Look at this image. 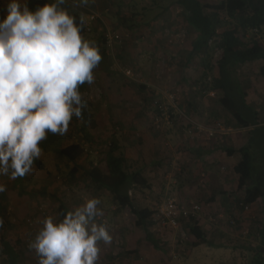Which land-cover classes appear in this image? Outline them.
I'll return each instance as SVG.
<instances>
[{
	"label": "rangeland",
	"instance_id": "rangeland-1",
	"mask_svg": "<svg viewBox=\"0 0 264 264\" xmlns=\"http://www.w3.org/2000/svg\"><path fill=\"white\" fill-rule=\"evenodd\" d=\"M204 1L216 3L217 0ZM6 3L7 0H0V12ZM64 5L62 7L68 12L84 18L91 13L97 15L92 31L87 32L84 39L99 47L101 34L96 27L103 24L106 37L112 33L119 35L121 41L114 42L111 48L106 44V55L93 72L94 82L82 93L98 116V129L92 131L96 139L94 148L81 139L76 130V118L70 122L67 133L61 136L63 143H82L86 153L93 149L94 163L102 160L105 169L110 157L109 144L114 137L118 138L125 146L122 150L128 158L146 166V177L152 183L151 190H131L134 204L154 210L167 199H175L184 205L197 200L202 205L197 219L209 231L208 239L220 247L206 244L194 247L195 240L184 227L173 231L160 230L155 225L151 227L154 238L160 240V247L166 251L156 250L146 241L130 207L120 215L114 214L115 208L108 198L95 192L81 176L73 184L66 181L56 168L52 153L42 151L40 159L46 170L33 168L30 175L23 178L22 187L14 188L15 180L0 176V184L7 189L3 197L0 193V200L9 223L0 228V264H7L6 244L19 252L21 264H37L35 252L29 248L30 242L43 226L45 217L52 216L59 222L58 203L48 196H40L39 192L43 190L57 192L73 210L87 199L100 200L98 207L104 215L96 222L107 228L112 242L109 245L102 241L98 243L101 252L97 264H249L251 248L257 243L248 236L259 221L263 202L260 200L248 209H241L236 204L224 209L212 200L215 194L220 195L225 189L230 201L235 202L236 197L243 196L244 192L238 190L239 178L234 168L228 165L230 159L226 153L220 152L219 147L238 149L248 144V131L241 130L219 107L218 100L224 96L222 92H202L200 86L206 61L200 63V59L195 58L187 65L195 34L185 24L183 10L170 0H87V3L66 0ZM221 17L225 23L226 20L233 22L225 13ZM216 41L213 40L211 46H215ZM221 55L222 51L216 45L209 59L215 67L208 72L211 83L218 78L216 68ZM255 66H249L246 74L238 73L237 77L244 79L250 74L247 83H255L252 92L258 91L254 96L251 94L253 105L261 115L260 122H264V81L254 78ZM128 70L133 76L124 74ZM133 83L146 84L158 92V100L167 109L165 118H158L160 128L153 125L151 117L145 119L149 116L144 115L143 104ZM168 95H173L175 100L167 98ZM170 110L174 111L172 115ZM193 119H203L202 124L192 123ZM260 136V133L254 134V145H259ZM194 146L201 151L212 150V154L200 159ZM89 161L87 156L81 164L89 167ZM194 165L196 169L190 170L189 167ZM70 167L62 168L67 172ZM219 233L224 236L230 233L233 237L222 241ZM221 244H229L230 248ZM135 249L139 250L138 254H126ZM110 254L115 257L113 262L108 258Z\"/></svg>",
	"mask_w": 264,
	"mask_h": 264
},
{
	"label": "trees",
	"instance_id": "trees-1",
	"mask_svg": "<svg viewBox=\"0 0 264 264\" xmlns=\"http://www.w3.org/2000/svg\"><path fill=\"white\" fill-rule=\"evenodd\" d=\"M170 1L183 10L184 22L195 34L187 65L195 58L200 59V63L205 61L207 63L202 76L203 83L200 86L202 92H222L224 96L218 100L219 107L236 121V125L239 128L250 129L248 144L238 149L226 146L219 148L224 150L229 157L234 154L240 155V161L234 167V172L239 178L238 190L244 192V194L242 197H236L234 203L239 208L246 209L260 200L263 202L261 218L254 225L248 237L251 240L254 239L257 243L255 244L256 246L249 244V246H255L253 249L251 248L252 257L249 259V264H264V122H260V113L247 104L244 83L237 77L241 68L252 64L259 66V74L264 77V0H217L216 3L204 0ZM45 2L51 3L52 0H28V7L31 10H35L36 7L43 5ZM223 13L233 22L229 23L226 20L225 23L221 17ZM69 14L76 17L77 21L82 20V36H84L87 33L84 24L85 18L80 14L72 12H69ZM117 15H120V13L118 12ZM96 29L101 34L98 40V48L103 58L106 55L107 31L103 24L99 25L98 28L96 27ZM215 39H217L215 46H211L210 43ZM216 45L221 49L222 55L216 68L218 78H215L211 83L208 80V72L215 70V67L211 65L209 59L212 57ZM133 84L137 87L138 97L145 111L144 115L149 116V118L145 119H150L151 117L153 125L155 124L158 127V122L156 121L159 120L158 118L164 119L163 113L167 110L166 108L165 111L160 109L163 104L158 100L160 98L158 92L146 84ZM87 86L89 87L87 83L82 85L80 91L84 93ZM84 101L86 102V107L82 118L77 119L78 124L76 126L77 129H75L79 132L83 142H88L94 148L93 145L96 144V139L92 135V131L98 129L99 121L97 120L96 112L92 109L93 105L86 99ZM173 113L174 111L170 110V115ZM258 133L261 136L259 137V145L256 146L254 145V134ZM39 146L43 152L52 153L56 168L62 178L73 184L81 176L95 192L108 198L109 203L115 208L114 214L120 215L124 209L130 207L133 214L137 217V226L146 235V241L152 244L156 250L166 251L164 247H160V240L154 238L151 230V227L155 225L159 227L157 222L153 220L156 209L140 208L134 204L131 198V190L140 189L144 191L152 188L151 180L146 177V166L128 158L125 151L122 150L125 146L123 147L119 143L118 138L114 137L109 144L110 157L106 161L105 169L102 168V160L94 163L93 159H96V156L93 149L86 153L82 143L65 145L60 135L48 133L47 138ZM195 154L201 159L212 154V151L195 152ZM87 156L88 160H90V165L89 167H84L81 161ZM68 165L71 167L67 172L63 171L64 168L62 167ZM34 168L41 171L46 170V166L40 158L35 161ZM23 178H17L13 187H22ZM222 194L228 195L224 190L221 191L220 195ZM39 195L48 196L58 203L59 221L64 218L66 212L73 210L67 201L59 197L57 192L48 193L47 190H43L39 192ZM1 196L3 197V193ZM228 197L230 198V195ZM228 197L227 199L231 200ZM195 202L198 201L195 200ZM197 218L195 216L181 219L180 228L178 229L181 230L184 227L187 230V234L195 240L193 243L194 247L201 244L214 246L213 241L211 242L208 239L209 231L202 227L200 220ZM0 219L3 220V227L9 225L7 211L3 207L1 200ZM159 229L162 230L161 227ZM178 229L171 230L177 231ZM163 230L165 229L163 228ZM224 246L230 247L229 244ZM6 250L8 253L7 264H21L19 252L7 244ZM138 253L139 250L137 249L126 252L129 255ZM108 258L112 262L115 260V257H112L111 254Z\"/></svg>",
	"mask_w": 264,
	"mask_h": 264
},
{
	"label": "clouds",
	"instance_id": "clouds-1",
	"mask_svg": "<svg viewBox=\"0 0 264 264\" xmlns=\"http://www.w3.org/2000/svg\"><path fill=\"white\" fill-rule=\"evenodd\" d=\"M65 3L52 0L31 10L28 0H7L0 12V176L30 174L48 133L63 136L72 119L83 116L80 87L93 84L102 56ZM6 190L0 184V193ZM100 203L87 199L59 222L45 217L29 244L37 264H97L98 243L112 242L96 222L104 215Z\"/></svg>",
	"mask_w": 264,
	"mask_h": 264
},
{
	"label": "built area",
	"instance_id": "built-area-1",
	"mask_svg": "<svg viewBox=\"0 0 264 264\" xmlns=\"http://www.w3.org/2000/svg\"><path fill=\"white\" fill-rule=\"evenodd\" d=\"M97 19L98 17L95 13H91L90 15L88 14L85 17L84 24L86 32L92 31V26L97 21ZM106 38L108 46L110 48L113 46L114 42L121 41V37L119 35H112V33H109ZM124 74L128 77L133 76L130 70L125 71ZM211 94L213 95L214 93ZM170 100H175V97L171 96ZM165 108L166 107L160 106V109H162L163 111H165ZM165 112L163 113L164 115ZM157 122H160V120H157ZM197 129L201 130L200 127H198ZM201 211L202 205L199 202L190 201L188 205H184L182 203H179L175 199H167L157 206L155 215L153 216V220L157 222L158 226L162 229H178L180 228L181 219L198 216ZM183 235H185V233H183Z\"/></svg>",
	"mask_w": 264,
	"mask_h": 264
},
{
	"label": "crops",
	"instance_id": "crops-1",
	"mask_svg": "<svg viewBox=\"0 0 264 264\" xmlns=\"http://www.w3.org/2000/svg\"><path fill=\"white\" fill-rule=\"evenodd\" d=\"M252 65H256V64H252ZM252 65H246V66H244L243 68H241L240 70H239V74H246L248 71H247V69L249 68V66H252ZM255 67H257V72L256 73H254V78L255 77H258V79L257 80H259V81H264V77H262V76H260V74H259V66L258 65H256ZM250 76V74L247 76H245L244 77V79L242 78L241 80L243 81V83H244V81H245V84H244V92H245V99H246V101H247V104L250 106V107H252L254 110H256L257 111V109L255 108V106L253 105L254 104V102H253V100L254 99H252V96H251V94H253V96L255 95V93L257 94V92L258 91H255V92H252L253 90H254V84L255 83H253L252 85H250L249 83H247L249 80H248V77ZM124 90H122V92H123ZM260 93H261V90L259 91ZM171 96H173V95H168L167 96V98L168 97H171ZM174 97V96H173ZM261 116V115H260ZM96 117L98 118V116L96 115ZM234 120V119H233ZM202 121H203V119H193V122L192 123H196V124H202ZM234 122L236 123V121L234 120ZM188 123V122H187ZM241 129V128H240ZM234 130V129H233ZM241 130H246V132L248 131V136H247V140H249L250 139V135H249V131H250V129H246V128H244V129H241ZM227 138H230V137H227ZM200 144V143H199ZM244 145H246V144H244ZM244 145H241V146H244ZM241 146H239V147H241ZM238 147V148H239ZM194 148H197V152L198 153H200V152H202L200 149H199V147L198 146H194ZM219 149V148H218ZM212 150H210V152H211ZM214 152V151H213ZM220 152H222V153H226L224 150L223 151H221L220 150ZM219 152V153H220ZM237 155L238 154H234L233 156H231V157H229L228 155H227V158H229L230 159V161L228 162V165L229 166H232V168H234L235 166H236V164L240 161V155H238L239 157L237 158ZM198 157V156H197ZM208 163V162H207ZM218 163V162H217ZM190 168V170H191V168H195L196 169V165H194V166H191V167H189ZM224 169V168H223ZM216 177H217V175H215ZM238 184V183H237ZM227 189H225L224 191H226ZM227 197H228V195H219V196H214V199H213V201L215 202V204L216 205H221V206H223V208L225 209V208H227V207H231L233 204H235L233 201H230V200H228L227 199ZM229 198V197H228ZM230 199V198H229ZM212 205H214V204H212ZM260 218H261V214H260ZM260 218L258 219V220H260ZM220 230H218L217 232H219ZM220 232H222V231H220ZM220 234V233H219ZM222 234V233H221ZM220 234V238H221V240L222 241H224V240H226V239H230L231 237H233V235L232 234H228V235H226L225 234V236L224 235H221ZM220 244V243H219ZM221 245H224V244H221ZM213 247H220V245H217V246H213ZM230 248V247H229ZM233 264H235V262L233 263Z\"/></svg>",
	"mask_w": 264,
	"mask_h": 264
}]
</instances>
